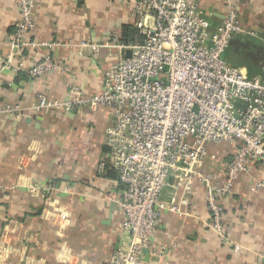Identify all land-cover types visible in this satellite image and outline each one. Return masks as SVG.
Masks as SVG:
<instances>
[{
	"label": "crops",
	"instance_id": "obj_1",
	"mask_svg": "<svg viewBox=\"0 0 264 264\" xmlns=\"http://www.w3.org/2000/svg\"><path fill=\"white\" fill-rule=\"evenodd\" d=\"M137 0H36L37 42H58L50 52L68 66L66 72L30 79L15 72L30 67L49 52L46 47L19 51L12 36L20 18L18 0H0V59L14 54L8 67L0 65V101L31 106L41 94L66 100L73 83L90 96L99 92L105 71L117 50L104 44L134 24L131 9ZM213 30L225 19L228 2L238 9L241 25L253 34H236L224 53L231 66L251 75L264 68V0H197ZM113 123L107 107L81 111L43 109L21 118L0 117V264H106L120 243L121 213L113 200L120 187L117 172L100 171L108 159L106 129ZM217 155L203 170L223 167L231 158L230 144L210 145ZM264 179L257 163L241 173L234 191L223 201V233L208 226L210 210L205 185L195 179V192L183 206L189 215L163 210L152 249L142 264H264V190L254 187ZM173 191L165 187L163 198ZM59 209L68 210L58 223ZM238 247V248H237Z\"/></svg>",
	"mask_w": 264,
	"mask_h": 264
},
{
	"label": "built area",
	"instance_id": "obj_2",
	"mask_svg": "<svg viewBox=\"0 0 264 264\" xmlns=\"http://www.w3.org/2000/svg\"><path fill=\"white\" fill-rule=\"evenodd\" d=\"M18 4L20 18L12 45L20 52L42 46L49 52L28 68L19 64L15 72L35 80L68 71L50 52L62 43L31 38L36 0ZM227 8L223 22L212 30L197 0H137L131 17L143 36L141 42L123 43L115 34L111 42L81 45L117 50L99 92L88 96L73 83L64 101L44 93L29 107L0 101V117L17 119L52 108L109 109L113 118L105 134L109 155L99 167L103 171L110 165L117 172L120 187L113 200L121 221L120 243L106 264H142L145 251L152 249L162 211L190 214L183 206L195 192V179L206 188L208 226L223 233L222 201L233 193L241 173L257 163L264 165V68L251 75L227 62L224 53L232 37L253 34L241 25L232 2ZM13 61L10 53L0 65L8 67ZM223 144L234 147L231 158L223 167L205 172L206 160L217 158L209 146ZM167 186L173 191L170 200L163 198ZM254 187L264 190V179L255 181ZM69 216L68 210L59 209L58 223H67Z\"/></svg>",
	"mask_w": 264,
	"mask_h": 264
},
{
	"label": "trees",
	"instance_id": "obj_3",
	"mask_svg": "<svg viewBox=\"0 0 264 264\" xmlns=\"http://www.w3.org/2000/svg\"><path fill=\"white\" fill-rule=\"evenodd\" d=\"M120 41L123 43H139L143 40V36L140 34L139 29L136 27V23L134 24H126L120 35Z\"/></svg>",
	"mask_w": 264,
	"mask_h": 264
},
{
	"label": "water",
	"instance_id": "obj_4",
	"mask_svg": "<svg viewBox=\"0 0 264 264\" xmlns=\"http://www.w3.org/2000/svg\"><path fill=\"white\" fill-rule=\"evenodd\" d=\"M130 52L128 51V54H129Z\"/></svg>",
	"mask_w": 264,
	"mask_h": 264
},
{
	"label": "rangeland",
	"instance_id": "obj_5",
	"mask_svg": "<svg viewBox=\"0 0 264 264\" xmlns=\"http://www.w3.org/2000/svg\"><path fill=\"white\" fill-rule=\"evenodd\" d=\"M43 47V46H42Z\"/></svg>",
	"mask_w": 264,
	"mask_h": 264
}]
</instances>
